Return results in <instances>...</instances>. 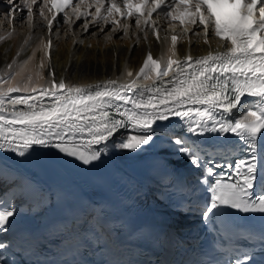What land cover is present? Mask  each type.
I'll return each instance as SVG.
<instances>
[{"label":"snow or ice","instance_id":"1","mask_svg":"<svg viewBox=\"0 0 264 264\" xmlns=\"http://www.w3.org/2000/svg\"><path fill=\"white\" fill-rule=\"evenodd\" d=\"M6 3L7 15L26 10L30 20L34 6L38 8L49 33L61 20L71 27L76 20L84 18L85 32L90 26H101L103 31V26L111 25L113 31L123 27L127 33L131 27L127 21L134 19L138 29L151 27L155 34L152 20L155 13L181 25H195L203 30L205 37L211 31L223 42L222 51H210L199 57L188 55L182 61L169 58L165 65L149 53L137 75L151 78L154 73L162 83L146 98L136 94L135 82L118 84L115 80L82 88L66 84L64 79L58 82L53 79L49 86L38 88L32 75L23 74L26 60L19 71L0 78V151L28 158L40 148H55L88 165L101 159L121 128L130 126L140 129L141 134H129L112 146L135 151L153 140L152 126L157 121H170L174 117L186 124L191 137L231 134L243 144L247 157L234 165L231 162L222 165L230 171L221 173L215 171L221 165L212 166V145L189 143L185 136H174L171 142L177 153L197 169L208 158L198 181L207 191L200 211L202 219L212 221L215 231L221 233V241L235 245L233 257L224 264H264V256L257 261L254 253L241 251L247 247V243L241 245V238L247 242L253 236L264 250V227L255 233L228 214V210L259 213L264 220V176L258 175L260 165L264 164V145L260 143L264 140V0H77L75 4L73 0L41 3L23 0L22 7L20 0H6ZM193 34L199 35V31ZM171 40L175 47L177 37L173 35ZM51 48L49 39L46 56H50ZM7 67L11 69L12 64ZM127 75L131 77L133 73ZM37 76L43 79L39 73ZM165 77L170 79L164 81ZM11 93L30 94L12 96ZM246 97L256 98L252 108H244ZM241 108H244L242 118L237 113ZM233 116L237 118L231 119ZM215 176L219 178L213 181ZM258 182L260 192L254 193ZM177 190L191 192L186 185H178ZM15 214L16 209L0 206V232ZM4 247L0 241V248ZM208 264L219 262L210 260Z\"/></svg>","mask_w":264,"mask_h":264},{"label":"bare ground","instance_id":"2","mask_svg":"<svg viewBox=\"0 0 264 264\" xmlns=\"http://www.w3.org/2000/svg\"><path fill=\"white\" fill-rule=\"evenodd\" d=\"M38 13L39 9L34 7L30 20L23 12H16L14 18L0 12V37H3L0 39V78L19 71L24 61L27 60L28 64L25 66L23 74L24 76L32 75L38 88L49 86L53 79L57 82L64 79L66 84L82 88L102 85L110 80L121 84L122 80L143 79L161 84L162 81L156 79L154 73L151 74V78L137 75L149 53L154 59L165 65L169 58L182 61L188 55L204 56L210 51L221 49L223 43L211 31L205 37L202 29L190 28L189 25H185L182 29L175 21L168 24L157 25L155 23V34L151 27L141 31L135 26V23L130 24L131 27L128 28L127 33L123 27L113 31L112 26H103V31H100L101 26H90L85 32L83 29L84 18H82L76 20L71 27L64 25L61 20L59 24H54L52 32L49 33L46 21ZM197 31H199V35H194L193 33ZM173 35L177 37L175 47L171 40ZM109 36L111 39L108 38ZM49 39L52 41L51 54L46 56V45ZM205 39H207V43H205ZM42 62L43 67H41ZM8 64H12L11 69L7 67ZM128 72H132L133 75L129 77ZM37 73L43 79H39ZM50 73L54 75H50ZM166 80L164 79V81ZM21 94L11 93L12 96ZM143 96L147 97V95ZM17 107L24 108L25 106ZM129 134H141V130L132 129L130 126L121 128L114 135L107 149L103 151L101 163H111L112 166L133 174L141 184L144 183V180L134 174L132 169L136 168L146 157L164 156L178 164H185L189 161L185 156L178 154L175 147L164 143L166 139L163 137L164 135L158 137L157 134H154L150 143L141 146L149 149L154 145H160L162 146L160 154L148 152L141 153L143 155L130 156L131 151L112 146L114 142H118ZM161 137H163L162 141H157ZM39 150L49 151L43 158L47 166L43 173L31 170L28 163L18 158L3 157L0 168V183L10 181L19 183L22 187L20 202H25L30 207L36 208L30 215L35 218L44 214L52 204L55 191L51 179L52 171L55 170L54 172H59L65 178L73 181L78 188L88 189L75 167L67 163L66 158L61 156V153L55 148H40L36 151ZM164 150L171 152L168 155H163L168 153ZM74 161L84 169L87 167L76 159Z\"/></svg>","mask_w":264,"mask_h":264},{"label":"rangeland","instance_id":"3","mask_svg":"<svg viewBox=\"0 0 264 264\" xmlns=\"http://www.w3.org/2000/svg\"><path fill=\"white\" fill-rule=\"evenodd\" d=\"M161 148H162V146H160V145H154V146L150 147L149 149L142 148V150L131 151L130 156L143 155V154L148 153V152H155V153L158 152L160 154V153H162V152H160ZM157 150H159V151H157ZM164 152H168V151L164 150ZM170 152L165 153L163 155H168ZM141 153H143V154H141Z\"/></svg>","mask_w":264,"mask_h":264}]
</instances>
